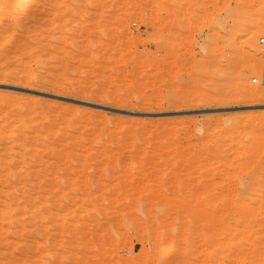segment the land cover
<instances>
[{
  "label": "rangeland",
  "instance_id": "obj_1",
  "mask_svg": "<svg viewBox=\"0 0 264 264\" xmlns=\"http://www.w3.org/2000/svg\"><path fill=\"white\" fill-rule=\"evenodd\" d=\"M260 39L264 0L1 19L0 264H159L187 227L162 264H264Z\"/></svg>",
  "mask_w": 264,
  "mask_h": 264
},
{
  "label": "bare ground",
  "instance_id": "obj_2",
  "mask_svg": "<svg viewBox=\"0 0 264 264\" xmlns=\"http://www.w3.org/2000/svg\"><path fill=\"white\" fill-rule=\"evenodd\" d=\"M12 1L13 0H3V2L1 3L2 5L0 4V20L1 19L3 20L4 18H9V20H13V17L15 16V19H17L18 21H22L23 18L30 12V10L32 9L33 5L36 2V0H15V3H13ZM14 13H15V15H14ZM254 52L255 53L252 52V56H251L252 64H250V61H249V64L252 68L250 75H254V73L252 72L253 68H254L253 71L255 72L256 66H258L260 64V59L257 55L258 51L256 53V50H254ZM253 54H254V56H253ZM254 77H255V79L256 78L259 79L260 73L258 75H254ZM251 84L255 85L253 83H250V85ZM252 85L249 86L250 87L249 89H251L252 91L256 90L254 87H252ZM253 93H254V91H253ZM257 93L259 94V92H257ZM258 98H261L259 100H264V92L260 93ZM238 200H239L238 204L241 205V204L246 203L249 200V198L246 194H242V196H240L238 198ZM6 210H7V208H6ZM188 231L189 230L187 227V229L182 231L183 232L182 235H180V233L179 234L177 233V234H174V236H176V237H174L173 239L165 240L162 244V247L159 249V251H157V253L155 252V254H153L154 256H152V258L154 257L156 259V263H159V264L160 263L161 264L166 263L168 260H170L172 258V255L178 253L179 248H180L179 244L183 245V243L187 241L185 238L188 235L187 234ZM175 232H177V231H175ZM183 254H184V252H183Z\"/></svg>",
  "mask_w": 264,
  "mask_h": 264
},
{
  "label": "built area",
  "instance_id": "obj_3",
  "mask_svg": "<svg viewBox=\"0 0 264 264\" xmlns=\"http://www.w3.org/2000/svg\"><path fill=\"white\" fill-rule=\"evenodd\" d=\"M260 46L264 49V39H260ZM262 61H263V65H262V70H261L259 79L258 78L255 79V77H254V78H252L251 81L253 84L264 88V50H263Z\"/></svg>",
  "mask_w": 264,
  "mask_h": 264
},
{
  "label": "water",
  "instance_id": "obj_4",
  "mask_svg": "<svg viewBox=\"0 0 264 264\" xmlns=\"http://www.w3.org/2000/svg\"><path fill=\"white\" fill-rule=\"evenodd\" d=\"M3 88H8V87L4 86ZM95 107H96V106H95ZM261 107L264 108V106H258V107H255V108H261ZM97 108L106 109V107H99V106H97ZM109 110H111V111H113V112L115 111V110H113V109H109ZM187 113L191 114V113H194V112H187Z\"/></svg>",
  "mask_w": 264,
  "mask_h": 264
}]
</instances>
